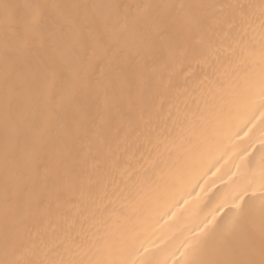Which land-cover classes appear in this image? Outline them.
<instances>
[{"label":"bare ground","instance_id":"obj_1","mask_svg":"<svg viewBox=\"0 0 264 264\" xmlns=\"http://www.w3.org/2000/svg\"><path fill=\"white\" fill-rule=\"evenodd\" d=\"M106 121L135 129L115 171ZM262 258L264 0H0V264Z\"/></svg>","mask_w":264,"mask_h":264},{"label":"snow or ice","instance_id":"obj_2","mask_svg":"<svg viewBox=\"0 0 264 264\" xmlns=\"http://www.w3.org/2000/svg\"><path fill=\"white\" fill-rule=\"evenodd\" d=\"M18 5H11L5 3L3 8L8 11L10 9L18 8ZM241 8L243 6H240ZM194 27H199L196 23ZM135 134V129L130 126L125 128L118 124H110L105 122L104 130L99 137V148L96 153L95 160L98 164H104L109 171L118 170L122 154H126L127 149L124 147L126 139ZM123 149V153H122ZM52 184V189L48 190V184ZM45 189L35 201L36 208H43L46 216L44 220L47 224L51 225V218H55L57 224L52 226V231L55 233L57 228L64 233V239L59 240V245L65 243L75 244V239L72 237V232L76 229L75 220L67 217L62 211L61 201L63 205H67L71 201L66 199V195H71L72 187L69 185L66 188H59L56 186L54 178H44ZM55 205V206H54ZM239 207V206H237ZM62 222V223H61ZM238 264H256L254 261H241ZM259 264H264V258L259 261Z\"/></svg>","mask_w":264,"mask_h":264}]
</instances>
